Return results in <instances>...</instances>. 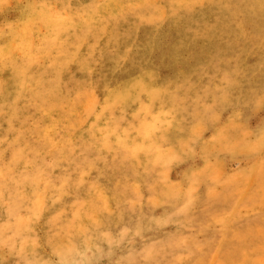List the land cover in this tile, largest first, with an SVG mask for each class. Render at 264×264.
<instances>
[{
	"label": "rangeland",
	"instance_id": "rangeland-1",
	"mask_svg": "<svg viewBox=\"0 0 264 264\" xmlns=\"http://www.w3.org/2000/svg\"><path fill=\"white\" fill-rule=\"evenodd\" d=\"M0 264H264V0H0Z\"/></svg>",
	"mask_w": 264,
	"mask_h": 264
}]
</instances>
